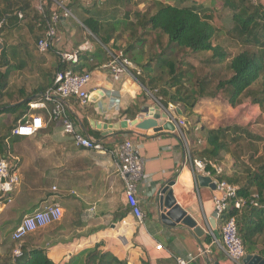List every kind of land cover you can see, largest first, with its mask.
I'll return each mask as SVG.
<instances>
[{
  "label": "crops",
  "instance_id": "obj_1",
  "mask_svg": "<svg viewBox=\"0 0 264 264\" xmlns=\"http://www.w3.org/2000/svg\"><path fill=\"white\" fill-rule=\"evenodd\" d=\"M77 1L82 6L92 7L91 13L100 18L102 16L99 13L103 11L101 8L109 1L114 2L115 6L111 9L115 11L114 19L128 18L132 21L135 19L132 14L128 15V10L143 12L149 8L148 5L153 4H149V0ZM137 1H140L139 4L134 6L133 3ZM36 2L37 0H31L35 11ZM69 2L70 0H44V6L48 4L52 10L62 3L68 9L66 4ZM69 11L71 17L63 18L56 26L58 40L46 52L40 53L36 48L37 41L34 39L41 37L44 31L38 21L26 17L22 19L20 32L13 33L15 38L32 40L25 50L26 61L23 68H20L11 80L13 85L25 87L26 96L21 100L35 99L42 93L40 88L54 78L59 51L74 52L79 59L78 54H92L99 47L105 49L109 55L111 51H123L133 44L130 52L124 55L137 68L139 66L133 59L147 61L162 51V44H157L154 32L146 37L147 41L143 47L138 44V36L143 32L141 29L131 35L126 32L118 40L111 39L107 45H103L78 19L77 15H80L81 9L76 8L74 13ZM18 17H22L20 12ZM99 67L90 72L87 85L91 96L97 95L98 98L95 101L90 100L84 107L74 97L67 99L65 103L70 118L79 125L83 133L101 139L108 151L98 153L76 146L72 138L62 131L60 123L50 119L46 109L29 110L26 117L41 115L44 127L33 136L19 137L16 147H10L11 154L18 161L20 182L12 193V202L2 211L8 208L14 214L26 215L47 203L61 205L63 216L50 227L53 230L58 228L59 234L51 241L29 245L44 247L55 264H64L71 255L91 248L99 242H102L100 249L110 251L127 264H141L142 259L149 264H177V258L188 260L187 264H231L220 246L212 243L214 236L218 237L220 232L216 217L213 218L215 227H212V190L199 187L194 181L191 163L185 157V147L178 135L165 130L157 133L148 130L141 134L135 127L130 126L109 132L102 127L104 123L139 117L140 110L146 106L154 107L155 104H160L168 108L171 102L161 99L160 96L155 98L139 80L127 73H120L117 79L111 80ZM98 91H103L104 95H99ZM18 92L21 93V90ZM18 92L16 94H19ZM106 97L107 108L103 110L100 101ZM203 102L204 100H201L196 103L194 113L204 114L201 111ZM47 106L50 107V104ZM167 111L186 120L177 104ZM10 122L9 116L2 119L0 130L6 131ZM212 127L214 126L209 128ZM123 139L134 141L136 152L142 159L143 175L136 184V198L144 213L142 223H139L131 212L124 192V181L118 174L117 159L112 153L114 144ZM189 143L191 146L190 137ZM232 172L233 169L229 167L226 174ZM171 178H175L176 182L173 187L176 190V202L187 214L194 217L198 225H201V220L204 221L202 236H196L191 229L181 224L174 227L162 224L156 195ZM18 222H15V226ZM199 248L207 249L208 252L200 253Z\"/></svg>",
  "mask_w": 264,
  "mask_h": 264
},
{
  "label": "trees",
  "instance_id": "obj_2",
  "mask_svg": "<svg viewBox=\"0 0 264 264\" xmlns=\"http://www.w3.org/2000/svg\"><path fill=\"white\" fill-rule=\"evenodd\" d=\"M251 1L224 0V4L232 12L231 19L235 24L237 38L245 46L250 47L230 58L228 53L214 43L216 27L212 23V12L208 9L207 0H168L165 3L155 0L152 12L150 9L143 12L127 11L128 15H133L135 21L128 18H100L91 13L92 7L82 6L77 0H70L66 7L73 13L76 8L81 9L80 15H77L78 19L103 45H107L111 39L118 40L126 32L131 35L137 29H141L143 32L138 36L140 46L147 41L146 37L154 32L158 45L162 44L163 37L167 38L166 47H169L172 54L174 50L179 52L186 50L191 53L211 52L209 63L219 64L227 61L226 68L230 75L220 79L217 72H209L200 79H196L192 89L194 95L213 97L215 92H209L213 88L216 92H223L231 107H236L243 99L250 98L252 103L264 110V9ZM139 2L133 3L134 6H137ZM34 11L31 0H0V21L2 22L0 27V121L7 116L11 117L5 134L0 136V157L6 152L7 140L17 141L19 137H24L12 135L11 130L17 121H25L24 116L29 114L30 110L28 103L33 100H42L43 93L53 86L54 78L40 88L42 93L35 99L21 100L26 96L25 87L13 86L10 83V78L23 68L26 61L25 50L30 45L20 40L23 37L15 38L13 33L20 32L22 19L26 17L41 23L44 30L49 22L48 4L44 6L42 13ZM18 12L22 14L21 18L18 17ZM38 38L40 37L34 40L37 41ZM132 46L134 45H128L123 53L130 52ZM164 52L162 50L147 61L133 59L143 72L139 82L149 90L157 88L156 96H160L161 99L167 98L166 101L179 105L183 115L189 117L196 105V99L193 98L192 92L189 93L185 88L184 92H181L182 75L185 70L181 69V62H174L164 57ZM78 58L76 62L68 64V62H62L59 57L55 72L66 70L68 67L75 73L91 72L107 62L109 55L105 49L99 47L95 53L78 54ZM153 59L155 62L152 63ZM162 66H168V73L171 74L170 81L164 85L161 84V75L153 76L150 72L153 67L161 68ZM261 77L263 79L260 82V88L253 89L252 87ZM170 88H174V91ZM19 90L21 93L18 92ZM17 92L19 94H16ZM199 131L203 134L204 143L200 147L193 148L191 157L192 159L205 158L215 163L222 162L224 153H232V147H237L243 137L261 140L260 137L252 136L244 127L238 125L216 128L199 127ZM256 152L257 150L253 154ZM250 159L255 167L246 165L240 171L235 170L229 175L221 176L225 181L237 185L236 197L243 198L245 204L239 209L231 204L223 212L219 228L226 219L234 217L245 254L256 253L264 260V152L255 158L252 155ZM206 240L209 241V238L206 237ZM101 245L102 242H99L91 248L82 249L71 255L64 264H127L125 260L117 258L110 251L100 249ZM21 251V256L12 261L4 260L0 264H55L44 247L22 245ZM141 264L149 263L142 259Z\"/></svg>",
  "mask_w": 264,
  "mask_h": 264
},
{
  "label": "built area",
  "instance_id": "obj_3",
  "mask_svg": "<svg viewBox=\"0 0 264 264\" xmlns=\"http://www.w3.org/2000/svg\"><path fill=\"white\" fill-rule=\"evenodd\" d=\"M36 10L42 13L44 10V0H37L35 5ZM20 15V14H19ZM71 17V13L62 3L50 10L49 22L42 36L36 42L37 51L40 53L46 52L53 46V43L58 40L56 26L64 18ZM2 22L0 21V27ZM1 41V36H0ZM59 57L62 62L73 63L77 61V54L72 52L59 51ZM99 69L108 74L111 80L118 78L120 73H127L133 78L139 74V69L126 57L122 50L109 52V59L103 63ZM90 72L75 73L68 67L66 70H58L55 72L53 86L43 93V99L31 101L28 103L30 110L43 108L49 113L50 119L58 121L62 126V131L69 135L74 144L78 147L98 152L105 153V142L101 139L89 137L83 133L77 123L69 116L65 101L71 97L78 100L81 106H86L90 102L91 93L87 85L90 80ZM50 104V107L47 106ZM114 106V104H113ZM162 108L163 106L159 104ZM165 108V107H163ZM169 109H173L174 105L169 103ZM165 108L166 110L168 109ZM26 117V116H24ZM167 119L172 121L175 130L185 147V157L191 163L193 176L204 175L211 178L216 185V191L219 196L213 195L211 198L213 211L216 213V219L221 220L223 212L233 204L239 209L244 206L245 200L236 197L237 185H233L225 181L222 176L221 167L208 159H192L191 146L188 137V124L184 118L168 113ZM44 127V120L41 115L35 114L26 117L25 121H17L11 130L12 135L29 137L33 136ZM200 143V141H198ZM117 159L118 174L124 181V192L131 212L139 223L144 220V213L139 207L137 194V181L142 178V159L137 154L135 143L132 139H123L114 144L112 151ZM17 158L11 154L10 148L0 157V211L12 202V193L19 185L20 175L17 170ZM63 216V208L58 203H47L32 213L23 215L16 224L11 238L14 241H20L26 235L45 227L49 224L59 221ZM214 235V234H212ZM218 244L231 264H245L243 262L246 256L242 240L238 233L236 220L234 217L226 219L220 225L219 236L212 241ZM200 253H207V249H198ZM13 253L16 257L21 256V246H15ZM189 261L183 258H177V264H187ZM208 264V263H205Z\"/></svg>",
  "mask_w": 264,
  "mask_h": 264
},
{
  "label": "rangeland",
  "instance_id": "obj_4",
  "mask_svg": "<svg viewBox=\"0 0 264 264\" xmlns=\"http://www.w3.org/2000/svg\"><path fill=\"white\" fill-rule=\"evenodd\" d=\"M166 1L168 0H161V3H165ZM152 2L155 3V0H149V4ZM251 2L261 5V7L264 9V0H252ZM207 3L209 5V11L212 12V23L216 27L214 43L218 44L226 53H228L229 58L243 49H250V47L245 46L237 38L235 24H233V20L231 19L232 12L230 8L224 4V0H207ZM114 6L115 3L109 1L101 8L103 11H101L99 15L108 19L112 17L114 18L115 11L111 10ZM153 6V4L148 5V9L151 10ZM166 39V37H163L161 40L162 50L165 51L164 57H167L169 60L174 62H181V69L185 70V73L182 75L183 88L181 92H184L185 88L189 93H191L196 79H200L209 72H217L220 79L229 77L230 72L226 68L227 61L219 64L209 63L211 52L191 53L186 50L181 52L174 50L172 54V51L169 49V47H166ZM20 40L23 42H28L29 44L32 42V40L29 38H22ZM153 60L152 63L155 62V60ZM138 69L139 74H137V80L143 76L142 69L140 67ZM168 70V66H162L161 68L153 67V70L150 72L153 76L161 75V84L163 83L164 85L171 79V74L168 73ZM262 79L263 77H261V79H259L252 88L259 89ZM11 80L12 77L10 78V83L12 82ZM153 90L149 91H151V94H154L155 98L158 97L155 94L157 92V88L156 91ZM170 90L174 91V88H170ZM209 92H215L214 96L197 97L192 92L193 98L196 99V103L204 100V105L201 110L204 112V114H196L192 112L191 116H185L186 122L188 124L187 133L192 142L191 151L196 146L200 147L204 143L203 134L200 133L199 127L209 128L213 125L214 127L212 128H215L228 125H238L240 127H244L252 136L260 137L261 140H250L246 137H243L239 141L237 147H232V153H224L222 162L217 164L222 169V175H225L228 172L229 167L233 169V171H240L241 168L246 165L255 167L250 157L253 155V158H255L264 152V110H262L257 104L252 103L250 98H245L236 107H231L228 104L223 92H216L213 88L210 89ZM165 99L168 100L167 98ZM189 130L191 131L189 132ZM4 134L5 131L0 130V136ZM198 141H200V143ZM5 146L6 149H9L10 147L15 148L16 141L7 140ZM255 150H257V152L253 154ZM22 216L23 215L14 214L12 211L8 210V208H5L0 213V263L4 260L12 261L14 258H16L13 250L17 245H26L29 247V245H33V243L42 244L51 241L57 236V234H59L58 228L55 230L50 228L56 223L55 222L45 226L46 228L42 227L26 235L20 241H14L11 238V234L15 229V222L19 221Z\"/></svg>",
  "mask_w": 264,
  "mask_h": 264
},
{
  "label": "water",
  "instance_id": "obj_5",
  "mask_svg": "<svg viewBox=\"0 0 264 264\" xmlns=\"http://www.w3.org/2000/svg\"><path fill=\"white\" fill-rule=\"evenodd\" d=\"M93 1V0H92ZM139 88V86L137 87ZM99 95L103 96V91H98ZM98 98L97 95L90 96L91 101H95ZM102 109L106 110L108 98L101 99ZM139 117L131 120L122 119L113 123H104L103 129L112 130L127 129L135 127L139 133L144 134L146 131L159 132L162 130L174 132L175 126L172 121L167 119L168 111L165 108H160L158 104L154 107L146 106L139 112ZM101 128V126H99ZM194 181L199 187H207L212 190V195L219 196V192L216 191V185L210 177L204 175H196ZM175 178L167 180L164 185L159 189L156 195L157 208L159 211V218L164 226L174 227L176 224H181L193 231V233L200 237L204 234V221L201 220V225H198L197 221L176 202L175 198ZM187 186V185H186ZM216 217V213H212V227H215L213 218ZM245 264H264V260L259 255H246L243 259Z\"/></svg>",
  "mask_w": 264,
  "mask_h": 264
}]
</instances>
